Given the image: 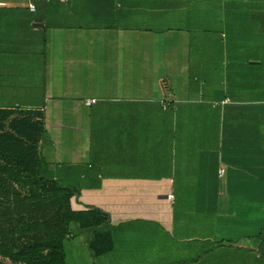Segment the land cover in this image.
I'll return each mask as SVG.
<instances>
[{"label":"crops","instance_id":"0c3cea01","mask_svg":"<svg viewBox=\"0 0 264 264\" xmlns=\"http://www.w3.org/2000/svg\"><path fill=\"white\" fill-rule=\"evenodd\" d=\"M193 2L0 0V109L42 110L48 173L110 216L64 264H264V0Z\"/></svg>","mask_w":264,"mask_h":264},{"label":"trees","instance_id":"16d2710c","mask_svg":"<svg viewBox=\"0 0 264 264\" xmlns=\"http://www.w3.org/2000/svg\"><path fill=\"white\" fill-rule=\"evenodd\" d=\"M44 133L42 110L0 109V255L7 264H64L72 224L97 229L110 218L100 208H73L79 189L48 173Z\"/></svg>","mask_w":264,"mask_h":264},{"label":"rangeland","instance_id":"374dc122","mask_svg":"<svg viewBox=\"0 0 264 264\" xmlns=\"http://www.w3.org/2000/svg\"><path fill=\"white\" fill-rule=\"evenodd\" d=\"M213 1L214 0H194L193 3L197 4V5L198 4L199 5L207 4L208 6H210V3ZM229 1H230L229 3L231 6V9L238 12L237 19L234 18V23L237 25L235 27L239 28L238 26H240V24H244L248 20L247 16H246V12H248L253 6L257 5L259 0H229ZM88 159L90 160L91 158H88ZM69 161H77V158L75 159V158H70V157L66 156V162H69ZM62 181L63 180H61V182ZM66 183H69V182L66 181ZM73 185L78 186V184H76L74 182H73Z\"/></svg>","mask_w":264,"mask_h":264},{"label":"built area","instance_id":"2783aa9c","mask_svg":"<svg viewBox=\"0 0 264 264\" xmlns=\"http://www.w3.org/2000/svg\"><path fill=\"white\" fill-rule=\"evenodd\" d=\"M31 8L34 9L35 8V5L34 4H31ZM91 101V100H89ZM92 101H94V99H92ZM222 172H223V168H222Z\"/></svg>","mask_w":264,"mask_h":264}]
</instances>
